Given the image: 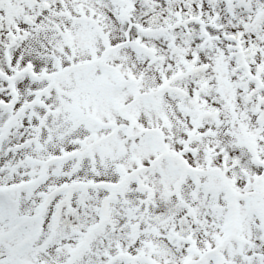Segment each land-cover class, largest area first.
<instances>
[{
	"label": "snow or ice",
	"instance_id": "1",
	"mask_svg": "<svg viewBox=\"0 0 264 264\" xmlns=\"http://www.w3.org/2000/svg\"><path fill=\"white\" fill-rule=\"evenodd\" d=\"M0 264H264V0H0Z\"/></svg>",
	"mask_w": 264,
	"mask_h": 264
}]
</instances>
